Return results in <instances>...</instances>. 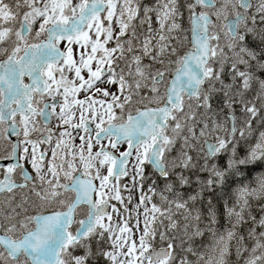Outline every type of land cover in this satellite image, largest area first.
Listing matches in <instances>:
<instances>
[{"label":"snow or ice","instance_id":"snow-or-ice-1","mask_svg":"<svg viewBox=\"0 0 264 264\" xmlns=\"http://www.w3.org/2000/svg\"><path fill=\"white\" fill-rule=\"evenodd\" d=\"M0 264H264V0H0Z\"/></svg>","mask_w":264,"mask_h":264}]
</instances>
